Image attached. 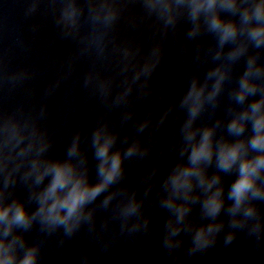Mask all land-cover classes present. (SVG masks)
<instances>
[{
    "label": "clouds",
    "instance_id": "1",
    "mask_svg": "<svg viewBox=\"0 0 264 264\" xmlns=\"http://www.w3.org/2000/svg\"><path fill=\"white\" fill-rule=\"evenodd\" d=\"M159 2V0H156ZM177 5H185L188 8L189 16L196 20L201 13L209 14V27L213 31L220 33V42L223 44L231 38H234L237 33V27L233 22H225L217 14L216 9L233 10L236 8V0H175ZM154 6V4H153ZM173 4L172 0H167L165 3L166 10H171ZM257 20H264V0L258 3L254 12L245 10L243 13V20L248 22L253 18ZM171 22V17H169ZM256 45L259 47L264 44V25L251 29L249 33ZM223 76L216 82V86L212 92V96L219 91L220 81ZM256 86L251 84L248 80V74L240 82V91L236 96L238 101H243L249 94L256 92ZM203 89L198 88L193 82L191 89L184 99V103L190 105V119L185 125L186 139L193 141L196 132L191 130L192 119L195 118L201 108V97ZM264 106V99L254 102L251 106V116L253 119L254 135L249 141L252 149L259 151L261 154L251 159L241 158L244 150L243 142H236L233 144L221 143L215 150L217 167L223 171H229L234 166L238 165V178L232 184L229 198L234 201L229 211L233 214L238 212L243 206L248 194L251 193L253 197L261 196V191L256 187L255 182L259 177L260 172L264 169V112L261 108ZM249 116L248 112L237 119H233L229 124V131L235 135H239L244 131L245 125L242 123ZM212 129H205L200 137L199 142L191 145V150L188 154V166H177L169 177L170 183L175 194L179 195L181 192L186 196L192 187V178L198 177L201 184L205 183L204 169L201 164H208L212 162L214 155V148L212 142ZM102 131H97L94 136V144L96 145V157L100 161L98 174L102 178L101 182L95 186H89L86 179L82 175H77L74 165L70 162L55 163L48 166L44 173L37 179L43 178V175L51 174L52 179L49 185L40 194V207L36 215H41L43 219L51 225H64L68 232H71L76 223L79 222V217L83 206L94 200L106 186L111 184L117 176L121 173V156L120 153L109 155V149L113 143L111 136L103 137ZM135 148H129L127 155H132ZM187 151V149H185ZM69 156L77 154V143L74 142L69 149ZM184 153L182 152L181 155ZM219 177H213L207 184L211 188L216 184ZM167 206L173 207L171 201L166 202ZM223 206L221 199V190L217 189L204 202L205 214L211 217H216ZM134 210V208L132 209ZM12 211V206L0 209V222H7L5 228V235L11 230L12 224L27 225L30 223L25 209L21 205L15 206V211L9 219V213ZM179 213V218H183L187 209L181 205L176 208ZM254 212L252 207H248L244 215L251 216ZM219 225H209L207 229L201 228L196 234V240L203 239L205 232H212L218 229ZM231 239V237H229ZM0 249H4V245L0 244ZM14 257L11 255H4L0 257V264H12ZM20 264H35L34 253L29 251L25 257L20 261Z\"/></svg>",
    "mask_w": 264,
    "mask_h": 264
}]
</instances>
